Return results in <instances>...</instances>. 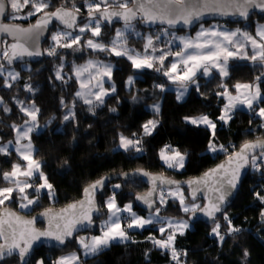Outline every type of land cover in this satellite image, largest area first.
Wrapping results in <instances>:
<instances>
[{
  "label": "trees",
  "instance_id": "1",
  "mask_svg": "<svg viewBox=\"0 0 264 264\" xmlns=\"http://www.w3.org/2000/svg\"><path fill=\"white\" fill-rule=\"evenodd\" d=\"M91 1L47 0L49 7L46 10L66 6L75 10L78 8L79 12L85 15L88 13L87 3ZM25 10L31 11V5L22 12ZM8 12H11L10 8ZM22 12L17 13V16ZM9 16H6V21L26 25L33 22L37 15L26 19H12ZM254 17L264 20V16L254 14L245 22L222 24L241 25L253 30ZM134 24L141 31L140 36L135 35V31L126 32V46L143 53L145 33L150 31L155 40L160 27L145 29L138 22ZM59 31L67 30L54 25L43 44V49L51 40V35ZM78 34L81 35L78 46L60 48L54 56L44 52V57L38 62L14 65L19 77L11 83L12 87H6L4 76H0V95L4 103V106L0 107L2 136L10 137L12 125L21 122L25 117L19 107V101L33 100L39 109L38 120L45 125L40 132L32 135L35 144L34 155L40 162L48 182L53 185L54 196L50 199L47 190L40 191L39 194L32 191L39 199L28 214L48 207L59 208L79 199L85 185L106 174L144 168L153 173L161 172L184 180L213 166L236 151L243 142L264 138V117L258 114V108L264 107V76L257 81L249 60H231L229 74L224 80L217 71H213L207 78L197 76V86L190 89L183 101H178L174 91L168 87V77L163 75V71L171 65V55L164 61L161 71L155 70L160 67L158 63L150 70L139 71L132 67L125 56L117 57L107 51L98 52L88 48L85 43L89 39L88 36H92L90 31L83 34L77 31L72 35ZM115 34L113 26L109 28L102 24L101 35L94 39L110 46ZM174 46L177 47L176 44ZM79 48H82L80 52ZM158 55L160 52H157ZM97 56L111 59L114 63L111 78L107 82V88L111 91L103 97L102 104L94 98L93 104L89 105L76 96L79 83L73 76V70L75 65L81 64L87 57ZM1 57L2 54L0 64H4ZM58 68L62 69V79L56 77ZM130 74H135L134 83L127 87L126 80ZM254 83L260 86L262 99L255 103L252 109H234L230 113L232 118L226 123L219 120L223 104L218 93H222L225 87L234 93L236 84ZM156 85H163V90ZM29 86L31 91L28 90ZM113 86L115 91H112ZM154 103L159 104L158 113L152 107ZM71 113H74V118L65 120L64 117ZM200 114L207 115L216 124L214 138L207 127L193 125L184 119L189 115ZM151 119L158 122L157 126L151 135H144L142 126ZM121 135L132 139L139 138L142 151L115 148ZM210 140L218 148L223 145L226 151H209ZM165 145L185 154V166L181 170L169 168L160 159L159 153ZM4 156L0 160V174L10 169L15 159L13 156ZM32 181V184L37 183L39 179ZM115 185L120 187L116 188ZM146 189L147 186L139 180H112L97 196L102 216L107 213L105 200L111 195H115L119 205L131 201L134 210L146 214L147 212L134 205L135 194ZM182 189L187 202L194 203L189 200L186 189ZM166 190L160 189L159 194L161 191L165 193ZM257 193L264 197V163L260 164L259 169L250 166L235 200L217 216L215 223L208 225L204 222L189 221L190 227L184 234H176L174 246L181 254V264H264V200L258 198ZM164 199L166 203H161L159 195L157 200L161 213L188 219L189 212H184L176 199ZM198 202L202 204V201ZM3 206L18 209L15 199ZM229 221L232 227L240 231L229 234ZM217 223L220 225L219 232L224 237L223 240L212 232ZM159 227L160 223H153L141 230H130L128 242L110 243L95 255L80 254L78 264H176L168 249H161L153 243V240L164 238ZM94 233H98V227ZM76 247L75 237L60 249L37 248L29 264H35L37 259L43 260L44 264H55L59 254ZM245 250L249 253L247 257L244 255ZM0 264L21 263L18 257L13 256Z\"/></svg>",
  "mask_w": 264,
  "mask_h": 264
},
{
  "label": "snow or ice",
  "instance_id": "2",
  "mask_svg": "<svg viewBox=\"0 0 264 264\" xmlns=\"http://www.w3.org/2000/svg\"><path fill=\"white\" fill-rule=\"evenodd\" d=\"M104 5L102 8L101 5ZM132 5L131 7L129 5ZM31 5V11L26 13V16H32L38 13H42V18L37 20L36 24L32 28H21L19 25L11 23L0 22V33L7 34L13 38H17L16 43H12L5 47L2 52V57L7 61L9 65L14 60L20 59L24 56H40L42 53L39 50H30L24 44L18 40L19 35L28 34L29 39L36 40L39 35L47 28V25L53 18L60 21L68 29H72L76 25V15L67 9L60 8L51 13L46 12L45 9L49 7L47 0H0V17L11 15L12 19H21L14 15L20 13L24 8ZM11 9V13L8 9ZM89 22L82 27H79V32L84 33L90 31L93 37H99L101 35L102 21L111 23L113 18L122 19L124 21V29H117L114 39L111 41L110 46L105 45L103 42L95 41L93 39L87 40V47L93 51L109 52L117 57L125 56L134 69H152L155 63H158L160 67H157L156 71H161L164 67V61L169 55H174L178 58L177 62L171 63L167 70L163 71V75L168 77L174 83L179 81L182 91L177 95V100L183 99L184 94L187 92L189 83H195L194 78L199 70H203V75L208 76L211 74L210 68L217 69L221 76H228V60L231 57H235L243 53L246 47V43H250L253 49V54L248 57L246 53L241 55V58L251 59L253 62L259 61L264 66V26H261L257 32L256 37L249 35L247 32H241L237 29L235 31H220L218 29H204L201 26V30L197 32L195 38L174 36V39L179 40L182 48L175 53L164 52L163 49H157L153 36L148 35L144 37L146 43L144 44L143 53H138L133 49L127 48V31H134L132 21L141 20L145 23L166 24L169 28L175 27L177 24L183 23L184 25H191L194 20H199L205 11H212L220 15H233L239 14L243 18L249 16L250 8H259L264 11V0H94V2L87 3ZM228 9H235V12H229ZM77 13L79 9L75 10ZM163 35H168V29H162ZM140 36V33H136ZM243 36L245 42H241L237 38ZM54 45L52 48L46 50L47 55H57V48H72L74 45H79L81 36H73L71 32H57L51 37ZM156 39L159 40L160 36L157 35ZM10 49V50H9ZM234 49V50H231ZM159 51L160 55H155ZM183 66V70L180 71L179 66ZM95 69V75H92L91 71ZM112 66L107 64H99L89 60L85 66L77 67L75 69V75L79 79L84 73H89L87 81L81 80L80 87L86 91H80L76 93L77 97H81L85 104H93V100L89 97L94 96L95 100L102 104L104 102L103 97L108 93L103 88L102 80H98L95 88L98 91L93 92L89 84L96 76L111 78ZM5 73V67L0 64V76ZM19 77V73L14 71H7L5 78V86L12 87L9 81H15ZM57 79H62L58 71L56 74ZM257 81L261 78L258 76ZM131 86L134 83V78L129 77L127 81ZM163 90V85H156ZM235 88L239 92L240 89H245L246 92L241 96L231 95L225 87L224 92L218 93L227 98V103L224 106L223 114L218 118L225 123L232 117L230 113L236 108L237 104H246L249 109H252L254 102L262 99V94L259 84H236ZM31 91V87L28 88ZM112 91H115L113 86ZM2 103V100H0ZM21 103V111H23L31 119V126L16 127L13 126L14 131L17 133L16 137V151L20 154L21 158L27 162L24 169L20 165H14L11 172L3 173V178L14 184V187L0 188V206L5 205L6 202L13 199V193L18 192L20 194L21 201L26 203H20V208H29L31 205L38 202L37 199H30L26 190L33 188V184L30 182L35 176L43 182L35 187L34 191L39 194L41 190H47V194L51 197L54 195L53 185L48 182V178L40 170L41 164L39 161L33 158V145L31 143L30 133L34 130L35 121L37 120L38 108L34 106L30 109L25 107L23 102ZM154 111L159 112V105H154ZM7 111V109H5ZM259 116L264 117V107L259 108ZM74 118V113L66 115L65 120ZM186 121L193 125H204L211 130V135L215 137L216 124L209 119L207 115H202L198 118L185 117ZM157 121L149 120L144 124V135H151L153 130L157 126ZM29 122L26 121L25 125ZM135 135V134H134ZM27 143H22V141ZM11 144V142H9ZM141 140L139 138L132 139L121 135L119 137V146L125 151L134 149L136 152L142 151ZM256 149H260L259 153H256ZM226 151L223 145L219 148L210 140L209 151ZM0 152L7 153V146H0ZM160 159L165 162L169 168L182 169L185 166V154L181 153L178 149L172 148L170 145H165L159 153ZM259 162V163H258ZM264 163V140H258L255 142H246L239 152L234 155H229L227 166L224 164L219 165L216 169H212L205 173L203 180L191 181L192 184H203L205 189L214 194V198H208V204L201 207L198 204L193 203L191 206L185 205L183 193L179 191L169 190L168 195L178 197L180 204L183 207L184 212H193L197 210L202 211L206 216L215 219V213L221 211V206L224 204L226 198L231 194V191L237 187V183L240 178L241 169L246 165L251 164L253 168L259 169L260 164ZM233 165H235L233 167ZM148 175V173H143ZM19 177H25V180L19 179ZM153 183V191L159 184H174V181H169L161 176L151 177ZM212 181L210 184L209 181ZM103 180L86 188L85 194L88 197L86 205L84 201H81L79 205L72 204L69 209L72 210L71 216L65 214L69 211L65 210L64 213H59L49 218V229L46 231H38L35 228V219L25 220L22 217L16 215L14 212L5 209L0 212V259H3L5 255L11 256L17 254L20 257L22 264H29L27 257L30 256L33 244L41 237H49L55 239L60 244L65 243L66 237H71L73 231L77 225H91L93 223L92 212L95 210V192L98 189L103 188ZM119 188L120 185H115ZM199 189L194 188L192 192L193 200L196 199V193ZM149 196L152 193L148 194ZM258 198L264 200V197H260L259 193L256 194ZM137 199H143L148 207H152L147 197H138ZM161 203H166L164 199V193H160ZM108 209V220L104 222L102 228V235L92 236L90 241L85 238H81L79 243L84 249V254L95 255L103 248L109 246L113 241L125 242L129 239L128 233L124 227H122L121 215L122 212H127L131 215V220L127 223L126 227L143 229L146 225L158 222L159 208L155 210V217L143 218L132 212L131 205L125 206L121 209L117 206L115 201V195L106 201L105 205ZM79 207L80 211L77 213L75 210ZM44 216H49V212L42 213ZM264 215V213H262ZM225 219L227 217L225 216ZM55 224L53 226V222ZM61 221L63 223L61 224ZM230 231L238 232L240 229L232 227L229 221ZM189 227L187 221H167V227H161L160 233L163 235L168 229H174L169 232L166 239L153 240V243L161 249L171 250L172 259L176 261V264H181L180 253L175 248V237L177 232L180 235L184 234V230ZM220 225L217 223L216 227L212 229L213 234L220 236L223 240L224 237L219 232ZM186 255V253H185ZM244 255L247 257L249 253L245 250ZM80 257L76 254L62 256L55 264H78ZM38 264H44V261H38Z\"/></svg>",
  "mask_w": 264,
  "mask_h": 264
},
{
  "label": "water",
  "instance_id": "3",
  "mask_svg": "<svg viewBox=\"0 0 264 264\" xmlns=\"http://www.w3.org/2000/svg\"><path fill=\"white\" fill-rule=\"evenodd\" d=\"M102 8L104 7V5H101ZM130 7L132 6L131 4L129 5ZM60 8H64L67 9L69 11H72L77 19H76V25L72 28V29H68L65 25H63L60 21L56 20L55 18H53L51 20V22L47 25V28L39 35L38 39L36 40H32L29 39L28 34H21L18 37V40L20 43L24 44L26 47H28L30 50H39L42 54L40 56H24L20 59L14 60L13 63L11 65H9L7 63V61L5 59H3L5 65L7 66H14L16 64L19 63H25V62H38L40 61L43 57H44V49H43V44L44 42L48 39L49 37V32L50 29L54 26L57 25L59 27H62L65 30L71 31V32H75L77 30V25L79 23H81L82 21L86 20L89 18L88 13L85 15H82L80 12H76L75 9H72L70 7H66V6H58L53 10H46V12H53L57 9ZM9 10V9H8ZM229 12H235V9H228ZM254 14L259 15V16H264V11H262L259 8H250L249 9V16L247 18H243L241 16H239V14H233V15H220L218 13L212 12V11H205V14L199 19V20H194L193 23L191 25H184L183 23L177 24L175 27L169 28L168 25L166 24H160L159 22L155 23V24H149V23H145L139 19L132 21V23L138 22L140 24V26H142L145 29H153L156 27H166L168 29L171 30H182V31H190L193 28H195L199 23H204V22H209V21H213V20H217L220 22H225V23H240V22H245L248 19H250ZM42 13L38 14L35 18V20L33 22H31L30 24H22L20 22H16V21H6L4 17H0V22L2 23H11V24H16L19 25L21 28H32L37 20L42 18ZM102 24L108 26L109 28H111L114 24H124V21L122 19H117V18H113L111 23L102 21ZM6 40V41H5ZM5 41V42H4ZM17 42V38H13L12 36H9L7 34L4 33H0V53L3 51L4 47H7L8 45H11L12 43H16ZM10 50V49H9ZM258 140H264V138H258V139H253V140H248L243 142L236 151H234L233 153H231L230 155H234L236 152H239L240 149L242 148V146L246 143V142H255ZM260 149H256V153H259ZM228 158L229 155L226 156L225 158H223L222 160H220L219 162H217L216 164H214L213 166L209 167L208 169H206L205 171H203L202 173L189 177L187 179L184 180H180L171 176L166 175L165 173H153L150 172L144 168H135L132 169L130 171H125L122 173H113V174H106L103 175L102 177L88 183L87 185H85V187L82 190L81 196L79 199L71 201L67 204H65L62 207L59 208H54V207H48L45 209H42L40 211H37L33 214H28L25 212H20L10 206H3L0 208V212L5 211V209L10 210L12 212H14L16 215L22 217L25 220H33L35 219V228L38 231H46L49 229V218L55 214H59V213H64L66 209H68L69 211L65 214L66 216H71V212L72 210L69 209V206L72 204H77L79 205V203L81 201L85 202L86 205V209L87 210V204L86 201L88 199V197L85 194V189L89 188L90 185L96 183L97 181H101L103 180L104 184H103V188L102 189H98L95 192V198H94V202H95V210L92 212V218H93V223L91 225H77L76 229L73 231V235L71 237H66L65 238V243L64 244H60L58 241H56L55 239L49 238V237H41L39 240L35 241L33 244V248L31 250V254L29 257H27L28 261L30 262L35 250L37 248L40 247H47V248H52V249H60L62 247H64L68 242H71L76 235L80 234V233H90V232H94L97 228V220L102 216V212L100 211V208L98 206V202H97V196L98 194L112 181L115 179H123V180H139L141 182H143L146 186L147 189L144 192L141 193H137L134 196V205L136 207H138L139 209H141L144 212H152L154 211L158 204H157V200L159 197V190L162 188H174V187H182L184 189H186L187 191V195L189 197V200L191 202H197V201H202L201 207H204L205 205L208 204V198H214V194L208 192L203 184L200 185H196V184H192L190 186L191 181H196V180H203L204 179V175L205 173L209 172L212 169H216L219 165L224 164L227 166L228 163ZM235 165H233L234 167ZM251 164L246 165L243 169H241V173H240V178L239 181L237 183V187L235 189H233L231 191V194L226 198L224 204L221 206V211L215 213V219L213 220V218H210L208 216H206L202 211L197 210L195 213L193 212H189L188 214V220L191 223H195V222H204L208 225H212L213 223L216 222L217 220V216L224 212L235 200L239 189L241 187L242 181L244 180L245 176L247 175L249 169H250ZM143 173H148V175H144ZM153 176H161L164 177L165 179L169 180V181H174V184H159V182H157V186L155 188V191H153V183L151 180V177ZM209 183L211 184L212 181L210 180ZM199 189L196 193V199L193 200L192 198V192L193 189ZM152 193L151 196H149L148 194ZM138 197H147V199L152 202V207L149 208L148 204L145 203V201L143 199H137ZM49 212V216H44L42 215V213L45 212ZM77 213H79L80 209L79 207H77V209L75 210ZM63 223V221H61V224ZM39 224H42V226L40 227ZM55 224V221L53 222V226ZM2 242V241H0ZM13 256H16L19 258L20 257L17 254H13L11 256L5 255L3 259H0V262L11 258ZM20 263L22 264L21 260Z\"/></svg>",
  "mask_w": 264,
  "mask_h": 264
},
{
  "label": "rangeland",
  "instance_id": "4",
  "mask_svg": "<svg viewBox=\"0 0 264 264\" xmlns=\"http://www.w3.org/2000/svg\"><path fill=\"white\" fill-rule=\"evenodd\" d=\"M93 1V0H92ZM91 1V2H92ZM90 2V3H91ZM94 2V1H93ZM46 10V9H45ZM28 12L30 11V10H27ZM27 11L25 10L24 12H22V14L21 15H18V16H20V17H25V18H22V19H26V18H29L30 16H26V13H27ZM9 13H11V12H9ZM38 14H40V13H38ZM38 14H35V16L36 15H38ZM14 15H17V13L16 14H14ZM32 16H34V15H32ZM10 18H11V15L9 16ZM89 19L90 18H88V20H86V21H84V22H82V23H79L78 25H77V30L75 31V32H71V31H65V32H71L72 34H75V33H77V31H79V27H82V26H84L85 24H87L88 22H89ZM254 20H255V22H254V24H253V30H248V29H246L244 26H241V25H236V26H229V25H224V24H222V22H220V21H217V20H213V21H210V22H204V23H199L192 31H180V32H177L176 30H170V29H168V35H163L162 33H161V30L162 29H165L164 27H160V29L159 30H157L158 31V34L157 35H159L160 36V39L159 40H157L156 38H155V40H154V43H155V45H156V47H157V49H163V51L164 52H166L167 50H170L172 53H175L176 51H179L181 48H182V45L180 44V42H179V40H176V39H174V36H180V37H190V38H195L196 37V34H197V32H199L200 30H201V26L204 28V29H218V30H220V31H235V30H237V29H239V30H241V32H247L249 35H252L254 38H256L257 40H259V37H256V32H257V30L261 27V26H264V20H259V19H256V17H254L253 18ZM133 24V27H134V31H135V35H136V33H140L141 31H139V29L135 26V24L134 23H132ZM108 27V26H107ZM142 27V26H141ZM62 28V27H61ZM113 28L115 29V33H116V30L117 29H124V24H114L113 25ZM147 31H149V30H147ZM60 32V31H59ZM128 33H129V31H127ZM91 33V32H90ZM83 34V33H82ZM79 36H81L80 34H78ZM148 35H152V34H150V31L149 32H146L145 33V37H147ZM76 36V35H75ZM153 36V35H152ZM51 37H52V35H51ZM89 37V39H93V40H95V41H98V40H96V39H94V37H92V36H88ZM88 39V40H89ZM234 39H238L239 41H241V42H245L244 41V37L243 36H238L237 38H234ZM145 43H146V40H145ZM86 44V43H85ZM174 44H176V46L177 47H175L174 46ZM53 45H54V42L52 41V39L49 41V43L45 46V49H44V52H47V51H45V50H48V49H50V48H52L53 47ZM87 45V44H86ZM106 45V44H105ZM60 48H62V47H58L57 48V50L58 49H60ZM81 49L82 48H79V52L81 51ZM231 50H234V49H231ZM3 52V51H2ZM2 52L0 53V55L2 54ZM158 53H159V51H157ZM157 52L155 53V55H157ZM243 53H246L247 54V56L248 57H250L252 54H253V49H252V47H251V44L250 43H246V47H245V49L243 50ZM243 53H241L240 55H237V56H235V57H231V58H229V60H228V73H229V67H230V62H231V60H233V59H237V60H243V59H246V60H249L250 61V63H251V65H252V67H253V70H254V73H255V75L258 77H262V76H264V66H262V64L259 62V61H257V62H253L251 59H248V58H241V55H243ZM142 54V53H141ZM170 56V55H169ZM172 56V58H171V60H172V62L171 63H173V62H177V60H178V58L177 57H175L174 55H171ZM2 58V57H1ZM3 59V58H2ZM89 60H92V61H94V62H98L99 64H107V65H111L112 66V70H113V68H114V63L111 61V59H108V58H106V57H103V56H97V57H87L85 60H83L82 62H81V64H79V65H75V67H74V70H73V76H74V78H76V80L78 81V83H79V87H78V90H77V92H80V91H86V90H83V89H81V87H80V83H81V80H85V81H87L88 80V78H89V73H84L83 74V76L82 77H80L79 79L77 78V76L75 75V69L77 68V67H82V66H85L86 64H87V62L89 61ZM22 64V63H21ZM4 65V67H5V73H4V79L6 78V76H7V71H14V72H17L16 71V69H15V67L14 66H7V65H5V63L3 64ZM179 68H180V71H182L183 70V66L182 65H180L179 66ZM143 70H147V69H143ZM150 70V69H149ZM60 72V75H62V69L61 68H58V70H57V72ZM91 71V73H92V75H95V72H96V70L95 69H92V70H90ZM140 71V70H139ZM213 71H217L218 73H219V71L217 70V69H213V68H210V72H211V74H212V72ZM112 73V72H111ZM210 74V75H211ZM134 75L135 74H130L129 76H128V78L131 76V77H133L134 78ZM204 76L205 78H207V77H209L210 75H208V76H205V75H203V70L201 69V70H199L198 72H197V75H196V77L194 78V80H195V83H189L188 84V87H187V92L184 94V96H183V99H181V100H178V101H183L186 97H187V95H188V93H189V91H190V89L191 88H193L195 85L197 86V76ZM219 75H220V73H219ZM220 77L224 80L226 77H224V76H221L220 75ZM128 78H127V80H126V86L127 87H129V85H128V83H127V81H128ZM98 80H102V84H103V88L105 89V91L107 92V93H110V91H111V89H108L107 88V82H109L108 80H109V78L108 77H100V76H96V78L95 79H92L91 80V82H90V84H89V87L90 88H92V91L93 92H95V91H98V89L97 88H95L94 87V85H96V83H97V81ZM169 80V79H168ZM170 81V83H169V85H168V87L170 88V89H172L173 91H174V93H175V96H176V99H177V95L179 94V92L180 91H182V89H181V85H180V82L179 81H177V82H173L172 80H169ZM10 83H13L14 81H9ZM251 85H253V90H254V88H255V85H257V83H254V84H251ZM224 90L225 89H223V91L222 92H224ZM228 90V89H227ZM236 92L235 93H233V92H230L229 90H228V92L231 94V95H233V96H237V95H239V96H241V99H243L244 98V93L246 92V90H244V89H240L239 90V92L237 91V89L235 90ZM262 94V93H261ZM90 99H92V100H94V96H91V97H89ZM83 99V98H82ZM0 100H2V103H0V107L1 106H4V103H3V99H2V96L0 95ZM260 100H258V101H256V102H254V104L255 103H258ZM20 102H23V101H19V107H20V109H21V103ZM221 102H222V104H223V107H222V114H223V109H224V106H225V104L227 103V98L226 97H224V96H222L221 95ZM23 104H24V106L25 107H28V108H32L33 106L35 107V108H37V105H36V103L32 100V101H28V102H23ZM154 105H159L158 103H154L153 104V106ZM152 106V107H153ZM154 108V107H153ZM236 108H247V109H249L248 107H247V105L246 104H244V105H241V104H237V106H236ZM23 112V111H22ZM258 112H259V108H258ZM23 114H24V118H23V120L21 121V122H19V123H15L14 125L16 126V127H22V126H31V119H30V117H28L24 112H23ZM221 114V115H222ZM202 115H204V114H200V115H189V116H186V117H193V118H198V117H200V116H202ZM210 119V118H209ZM152 120V119H151ZM211 120V119H210ZM26 121H28L29 122V124L28 125H25V122ZM154 121V120H153ZM14 125H12V135L10 136V137H7V138H4L3 136H2V133L0 132V146H7V153H3V152H0V160H1V157L2 156H4V157H7V158H11V156H13L15 159H14V161L12 162V166H11V168L10 169H7V170H5V171H3L1 174H0V188H3V187H14V184H12V183H10L8 180H5L4 178H3V173H6V172H11L12 171V169H13V166L14 165H20L21 166V168L22 169H24L25 167H26V164H27V162L26 161H24L22 158H21V156H20V154L16 151V148L18 147L17 145H16V143H15V141H16V137H17V133L14 131V129H13V126ZM44 124H42V123H40L39 122V120H38V114H37V120L35 121V127H34V130L30 133V137H31V143H32V145H33V149H34V151H33V158L34 159H36L35 158V144L33 143V139H32V135L34 134V133H37V132H40L43 128H44ZM200 126H204V125H200ZM206 127V126H205ZM210 130V129H209ZM211 131V130H210ZM133 139H135V138H133ZM9 142H11V144H9ZM22 143H27V141L25 140V141H22ZM115 148H120V146H119V144L117 145V146H115ZM181 152V151H180ZM181 153H183V152H181ZM184 154V153H183ZM37 160V159H36ZM38 161V160H37ZM176 169H178V170H181V169H179V168H176ZM41 170V169H40ZM42 171V170H41ZM43 172V171H42ZM44 173V172H43ZM45 175V174H44ZM19 179H21V180H25L26 178L25 177H19ZM35 180V179H37V177H33L32 179H31V183L33 182L32 180ZM43 181L42 180H39L37 183H33V188H31V189H27L26 190V192H27V194H28V196H29V198L30 199H37V195H33L32 194V191H34V189H35V187L36 186H38L40 183H42ZM115 187V186H114ZM177 188L179 189V191H181L182 193H183V196H184V200H185V205H187V206H191L193 203H189V202H187V200L185 199V194H184V192H183V189H182V187H174V188H169V189H167L166 191H165V193H164V197L167 199H170V198H174V199H176L177 201H178V203H179V205H180V208L183 210V207H182V205L180 204V200H179V198L178 197H173V196H170V195H168V193H169V190H171V191H177ZM41 191H43V190H41ZM45 191V190H44ZM54 192V191H53ZM49 196V195H48ZM54 196V195H53ZM53 196H49V198L50 199H52L53 198ZM112 197V195L111 196H109V197H107L106 198V200H105V205H106V201H108V199L109 198H111ZM13 199H15V203H16V206L18 207V211H20V212H25V213H29V211H31V209L33 208V206L35 205V204H33V205H31L29 208H20V203H26V201H21V199H20V194L18 193V192H14L13 193ZM38 199H39V197H38ZM116 201V200H115ZM195 204H198V205H200L201 206V204H200V202H194ZM116 204H117V206L119 207V208H121V209H124L125 208V206H127V205H131V207H132V212L133 213H135L136 215H138V216H140V217H143V218H145V219H147V218H152V217H155V210L158 208H156L154 211H152V212H147L146 214H140V213H138L136 210H134L133 209V203L131 202V201H128V202H126V203H124L122 206L121 205H119L118 203H117V201H116ZM107 208V207H106ZM120 215H121V222H122V227H124L125 228V230L127 231V233H128V236H129V239L127 240V241H125V242H128L129 240H130V235H129V231L130 230H141V229H139V228H131V229H128L127 227H126V225H127V223L131 220V215L129 214V213H127V212H122V213H120ZM108 216H109V212H108V209H107V213H106V215H104V216H102L101 218H99L98 219V222H97V227H98V233H94V232H90V233H88V232H86V233H80V234H78V235H76V243H77V247L76 248H74V249H71V250H68V251H64V252H62L61 254H59V256H58V258L56 259V261L60 258V257H62V256H68V255H72V254H76V255H78L79 257L81 256L80 254H84V249L81 247V245H80V243H79V240L81 239V238H85L86 240H89L90 241V239H91V237L92 236H100V235H102V228H103V225H104V222L106 221V220H108ZM169 220H171V221H173V222H176V221H187V223L189 224V227H190V222H189V220L187 219V218H185V217H173V216H170V215H165V214H163V213H161L160 212V208H159V218H158V222H154V223H160V227H159V229L161 228V227H167V221H169ZM151 225V224H150ZM147 226H149V225H146L145 227H147ZM144 227V228H145ZM188 227V228H189ZM186 230V229H185ZM184 230V231H185ZM172 231H174V229H168L164 234H163V239H166V237H167V235L169 234V232H172ZM178 233V232H177ZM229 234H233V232H231V231H229ZM125 242H119V241H113V242H111V243H125ZM169 250V249H168ZM170 251V253H171V250H169ZM178 252V251H177ZM171 257H172V254H171ZM38 261H41V259H37L36 260V263L35 264H38ZM81 262V261H80Z\"/></svg>",
  "mask_w": 264,
  "mask_h": 264
},
{
  "label": "flooded vegetation",
  "instance_id": "5",
  "mask_svg": "<svg viewBox=\"0 0 264 264\" xmlns=\"http://www.w3.org/2000/svg\"><path fill=\"white\" fill-rule=\"evenodd\" d=\"M101 7H102V6H101ZM5 41H6V40H5ZM5 41H4V42H5ZM4 49H5V47L3 48V50H4Z\"/></svg>",
  "mask_w": 264,
  "mask_h": 264
},
{
  "label": "crops",
  "instance_id": "6",
  "mask_svg": "<svg viewBox=\"0 0 264 264\" xmlns=\"http://www.w3.org/2000/svg\"><path fill=\"white\" fill-rule=\"evenodd\" d=\"M244 90H245V89H244ZM235 92H236V91H235ZM235 92H234V93H235ZM235 109H237V108H235Z\"/></svg>",
  "mask_w": 264,
  "mask_h": 264
},
{
  "label": "bare ground",
  "instance_id": "7",
  "mask_svg": "<svg viewBox=\"0 0 264 264\" xmlns=\"http://www.w3.org/2000/svg\"><path fill=\"white\" fill-rule=\"evenodd\" d=\"M51 30V29H50Z\"/></svg>",
  "mask_w": 264,
  "mask_h": 264
}]
</instances>
